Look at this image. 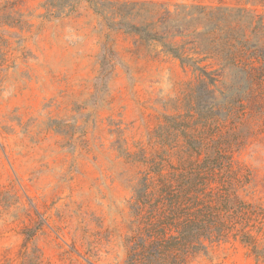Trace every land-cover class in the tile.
<instances>
[{"label": "rangeland", "instance_id": "374dc122", "mask_svg": "<svg viewBox=\"0 0 264 264\" xmlns=\"http://www.w3.org/2000/svg\"><path fill=\"white\" fill-rule=\"evenodd\" d=\"M234 56L262 64L264 0H0V264H130L135 189L175 168L226 233L185 264H264V81L230 89Z\"/></svg>", "mask_w": 264, "mask_h": 264}, {"label": "trees", "instance_id": "16d2710c", "mask_svg": "<svg viewBox=\"0 0 264 264\" xmlns=\"http://www.w3.org/2000/svg\"><path fill=\"white\" fill-rule=\"evenodd\" d=\"M127 27L140 33L144 39L156 37L155 34L148 32L145 27L134 25H127ZM164 46H166L167 51L179 58L181 64L191 66L194 71L198 70L199 75L207 79L205 86L215 82L211 72L204 71L197 65L196 60L181 57L178 49H174L170 45L164 44ZM228 48H233V45H228ZM261 62L259 67H255L252 61L238 59L235 56L224 62L223 65L232 67L237 72V77L231 83L230 89L236 88L237 92L245 93L254 84L262 86L264 59H261ZM202 82L204 83V80ZM188 144L193 147L197 142L188 141ZM156 174L161 178H158L157 183L145 175L135 189V202L132 209L135 216L134 223L137 224L135 238L138 242L136 244L140 250L134 253V258H130V264H185L188 257L206 249L203 240H208L211 243L224 238L226 236L225 228L220 229V225H225L216 220L196 217L191 213L181 215L179 212L182 201L190 200L189 198L192 197L189 192L196 188L198 180L202 179L201 176H193L190 172H186L185 168H175L173 172L166 175H161L160 172ZM157 186L159 187L158 190L156 189ZM150 188L153 190H149ZM230 202V195H225L224 203L227 205ZM159 203H162L164 207L169 205L172 209L163 208V215L158 217L156 212L160 209L156 210L155 207ZM145 206L149 207L150 210L147 215H141ZM189 212L197 214L199 211ZM213 232L217 233L212 238ZM242 240L250 242L251 236H243Z\"/></svg>", "mask_w": 264, "mask_h": 264}]
</instances>
